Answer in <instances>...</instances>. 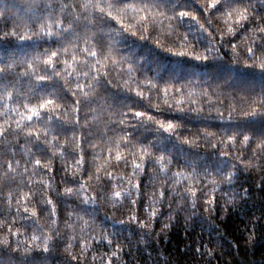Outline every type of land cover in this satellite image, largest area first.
<instances>
[{"label": "trees", "instance_id": "1", "mask_svg": "<svg viewBox=\"0 0 264 264\" xmlns=\"http://www.w3.org/2000/svg\"><path fill=\"white\" fill-rule=\"evenodd\" d=\"M43 2L44 4L51 3L55 14L60 15L59 6L62 0H43ZM69 2L71 3V0ZM160 2L167 7H171L173 4L183 5L180 10L193 12L197 15L200 23H204L207 27L204 15L201 14V6H206L210 0H160ZM242 2L243 6L249 8L251 16L256 17L257 21L264 22V0H242ZM0 11L5 13V18L0 19V66L10 63L13 57L18 60L19 55L22 54L35 56L42 49H54L58 46L52 40L20 42L11 36L4 37L5 33L12 30L16 19L34 24L37 17L42 14L40 12L35 15L31 12H22V0H0ZM212 12L209 13V16L213 28L216 29L214 36L218 42L220 35L226 32V27L219 13L212 15ZM28 17H31L30 22L27 20ZM67 19H71V17L68 16ZM160 19L162 17H157V20ZM127 22V18L121 19V23ZM108 23L110 28H103L102 32L98 30L96 33L98 36L102 35L105 45L110 42V32L120 27L116 21ZM245 27L248 25L246 24ZM34 30H38V25ZM168 32L169 28L165 23L162 29L163 34L159 30L154 31L149 28L148 34L151 39L140 40L127 35L123 39L118 38L115 47L121 55L128 56L136 62L135 66L138 69L136 75L141 81H144L145 78L155 79L163 88L171 82L173 76H178L181 79V83L175 85L176 87L186 84L187 79H194L195 85L188 87L184 94V106L187 107L191 100H196L206 110L211 107L213 116L219 109L224 114L222 121L219 118L199 121L193 115L184 117L182 113L167 110L163 100L158 99L155 95L150 100H140L134 93L119 90L115 84L107 87L103 96L107 105L116 106L117 112L121 110V105L138 101V106L134 110L146 111L165 122L172 120L180 123L179 137L173 138L171 141H164V143L168 152L175 157L170 171H183L188 174L191 170L186 168L185 161L207 162L209 157L216 160L215 153L229 150L225 133L237 127L236 123L245 127L246 125L240 117L243 112L251 111L247 97L240 96V88L244 84H249V87L254 88L258 94L259 90L264 87V75L243 67L230 69L231 72L238 74L239 80H226L206 74L203 71L207 67L206 65L197 64L196 61L188 57L181 58L164 50L172 48L174 52H202L205 47L206 34H201L198 31L195 21L187 20L179 27L176 35H168ZM186 33L189 44L184 46L180 38ZM89 35L92 33L89 32ZM157 40L160 44L159 47L156 43ZM230 42H236L238 47L244 44L240 33H237L235 37H224L223 47L220 50L223 60L219 63L224 64L225 67L227 64L234 63ZM243 55L244 53L241 52V56ZM77 59L83 60L84 57L78 55ZM239 63L242 64L243 61L240 60ZM125 67L127 66L125 65ZM24 70L23 64L12 63L8 78L15 80L18 78L16 74ZM188 75L195 76L187 77ZM120 83L122 84V81ZM18 88L20 95L17 99L23 100L25 103L35 94L52 98L48 95L50 92L59 93L58 83L53 86V82H49L42 90L33 93L27 87L26 78L21 80ZM205 90L209 93L208 97L201 95ZM189 91L193 92L192 96H188ZM146 95L148 94L146 93ZM66 100L67 104L57 109L60 118L74 120L76 115H80L82 125L86 120L91 126L89 131L92 133V139L86 146L81 145L85 149L82 157L83 172L75 164V160L81 159V157L67 154L77 149L78 141L74 139V135L82 140V132L74 134L70 129L61 130L55 140L49 136L51 143L39 145L34 140L29 142V138L23 132L16 137L9 136L7 139H0V164H6L10 160L19 162L16 173H8V176L15 175L16 182L20 186L17 188L13 185L11 189L6 187L7 177L4 176L6 169L0 167V188L4 190L3 195L0 196V221L8 217L9 205L6 201L9 191L15 193L22 189L24 192H28L31 189L36 193V196L32 197L31 203L27 205L29 213L23 212L22 205L20 215L30 216L31 211L35 210L37 224L45 234L52 231L49 215L45 211L46 207L50 208L51 206H46L40 201L50 198L55 205L56 216L54 218L57 220L56 228L60 235L51 241L50 252L35 253L39 257L36 264H100L99 260L94 261L92 257H99L105 253L111 255L116 251L117 246L121 251L118 258H114L113 264H264V161H254L253 163L258 166L246 167L233 160L231 163L237 165L236 169L233 170L231 167L227 169L229 172L235 171L232 182L230 184L221 183L217 177L218 189L213 192L209 186L208 195L215 196L212 206L214 210L205 211L206 205L198 191L197 209L194 217H192L191 209L181 210L187 206L181 204L178 197L176 198L177 202L166 198L163 202L153 204V200L159 199L158 192L166 186V180L163 173L159 172L158 164H146L144 173L138 174L131 181L132 184L140 183L141 193L140 199L133 206L126 199L117 201L112 197L116 191L123 194L128 189L127 181L132 174L133 162H141L140 157L143 153L140 151L138 142L142 141L145 146L149 142L155 143L157 134L138 129L132 141L134 148L117 147L116 145L122 139V134L118 131L120 126L116 125L115 129L109 132V128L113 124L114 113L109 112L107 107L101 109L96 105H93L91 109L84 108L81 113H75L71 107V97H66ZM105 100H101L99 103L104 104ZM208 100L211 101V105L206 102ZM33 102L35 103V101ZM157 104H159L160 111L156 110ZM233 105H235L236 111L233 112L230 121L228 113L233 111ZM20 111H24V109L20 108ZM204 115L208 116V111H205ZM177 117L180 119L179 121L176 120ZM9 123L15 127L14 121H9ZM0 126L7 127L3 120H0ZM155 127V124L150 125L152 129ZM249 128L254 129L258 137L264 136V124H252L249 125ZM32 131L40 133L42 136L45 128L37 122L33 124ZM205 131L213 133V135L204 137L202 133ZM104 134L108 135L107 141L101 139ZM185 138L188 141H197V146L189 147V144L183 143ZM212 144H216L217 148L213 149ZM92 145L95 147L93 148ZM236 147L239 148L240 145L237 144ZM181 148L184 151H180ZM38 149L41 150L38 151ZM150 150L157 157L161 154L155 149ZM118 152L122 157L128 158L127 167L118 165L115 160ZM249 154L248 151H245L246 156ZM167 158L166 156L165 159ZM36 159H40L45 168L52 169L50 175L54 179L49 180L48 175L35 166ZM65 168L78 176L86 172L87 176L92 177L91 180H88L87 176L84 179L87 187L86 195L94 198L95 204L81 205L80 198H72L73 202H69L70 198L56 195L57 192L62 193L66 187L72 186L70 176L62 170ZM33 172L35 174L30 176L29 173ZM109 173L114 178L123 176L124 180L109 181L107 179ZM97 177L102 179L98 180ZM154 191L157 193L156 196H153ZM169 205H171V209ZM12 211L15 212L14 202ZM151 211H156L157 215L152 217ZM132 215H135L138 221L144 222L146 227L141 228L137 222L131 221ZM66 221L73 224L72 229L65 228ZM22 223L27 227L29 222L22 221ZM165 224H168L169 227L164 228ZM33 231L37 230L24 231L22 229L24 235L19 238L23 241L29 238ZM37 234L39 233L37 232ZM84 234L88 237H95V241H93L91 249L82 254L77 242L73 241L71 237ZM5 235H9L11 239L6 230H0V240ZM107 237L112 238L111 245L107 243L106 239L100 243L96 242ZM69 244H72V247H69ZM3 248L4 246L0 245V249ZM16 255L13 254L10 257L8 251H0V259L4 264H20V261L15 258ZM73 256L78 259L74 260Z\"/></svg>", "mask_w": 264, "mask_h": 264}, {"label": "snow or ice", "instance_id": "2", "mask_svg": "<svg viewBox=\"0 0 264 264\" xmlns=\"http://www.w3.org/2000/svg\"><path fill=\"white\" fill-rule=\"evenodd\" d=\"M181 7L183 5L176 4L167 7L162 5L160 0H79V2L71 0V3L69 0H62L59 6L60 15H56L51 3L44 4L43 0H22V12H31L34 15L38 12L42 14L37 17L34 24L16 19L12 30L5 33L4 37L11 36L20 42L52 40L58 46L54 49H42L35 56L22 54L19 55L18 60L13 57L10 63L0 66V120H3L4 124L7 125V127L0 126V139H7L9 136L16 137L23 132L29 138V142L34 140L39 145L41 143H51L49 136L52 140H55L61 130L70 129L74 134L82 132V140L74 135V139L78 141V150L74 149L73 152L67 154H75L81 157V159L75 160V164L83 172L82 157L85 149L81 145L86 146L92 139V133L89 131L91 126L86 120L82 125L80 115H76L74 120H62L57 114V109L67 104L66 97H71V107L75 113H81L84 108L91 109L93 105L101 109L107 107L109 112L114 113L113 124L109 128V132L113 131L116 125L120 126L118 131L122 134V139L116 145L117 147L134 148L132 141L138 129L157 134V142L155 143L149 142L145 146L142 141L138 142L140 151L143 153L140 157L141 162H133L132 174L127 181L129 187L123 194L116 191L114 197H112L114 200L126 199L131 205L135 206L141 196L140 183L132 184V179L138 174L142 175L144 173L146 164H158L159 172L163 173L166 180V186L159 190V199L153 200V204L163 202L166 198L177 202L176 198L178 197L179 202L187 206L181 208V210L191 209L192 217H194L197 209V192L199 191L206 205L205 211H213L212 206L215 202V196L208 195L209 186H211L213 192L218 189L217 177L221 183L227 182L230 184L232 182L235 171L229 172L227 169L229 167L233 170L236 169L237 165L231 163L233 160L246 167H256L258 165L253 163L254 161H264V136L258 137L255 130L249 128V125L252 124H264V87L259 90L258 94L254 88L249 87V84H244L240 88V96L247 97V102L251 106V111L243 112L240 117L246 126L241 127L239 126L240 123H236L237 127L225 133L229 150L215 153L216 160L209 157L207 162L193 163L185 161L186 168L191 170L188 174L183 171H170L175 157L168 152L164 143V141H171L173 138L179 137L180 123L172 120L165 122L146 111L134 110L138 106V101L121 105V110L117 112L116 106L107 105L103 96V92L107 90V87L115 84V87L119 90L134 93L140 100H150L155 95L158 99L163 100L167 110L182 113L184 117L193 115L199 121H209L215 118L222 121L224 114L219 109L216 110L215 116H213L211 107L206 110L196 100H191L187 107L184 106V94L188 87L195 85L194 79H187L186 84L176 87L175 85L181 83V79L178 76H173L171 82L163 88L159 86L155 79L145 78L144 81H141L136 75L138 71L135 66L136 62L128 56L121 55L116 50L115 43L118 38L123 39L130 35L140 40H148L151 39L148 34L149 28L154 31L159 30L162 33L165 23L169 28L168 35H176L179 27L187 20L195 21L198 31L201 34H206L203 51L199 53L174 52L172 48H165V51L181 58L188 57L196 61L197 64L206 65L207 67L203 69L206 74L221 79L239 80L238 74L230 71V69L237 67L252 69L264 75V22L257 21L256 17L251 16L249 8L243 6L242 0H210L206 6L202 5L201 14L204 15L207 27L204 23H200L197 15L187 10H180ZM212 10H215V12H212ZM210 12H212V15L219 13L226 27V32L220 35L218 42L214 36L216 29L212 26ZM68 16L71 19H67ZM157 17H162V19L157 20ZM4 18L5 13L0 11V19ZM122 18H127L128 22L121 23ZM27 20L30 22L31 17H28ZM109 21H116L120 27L110 32V42L105 45L102 35L98 36L96 33L98 30L102 32L103 28H110ZM246 24L248 27H245ZM37 25L38 30H34ZM89 32L92 35H89ZM237 33L241 34L244 44L238 47L236 42H230L231 51L234 54L232 57L234 63L227 64V67H225L224 64L219 63L223 60L220 50L223 47L224 37H235ZM180 39L184 46L189 44L187 33ZM156 43L159 47L158 40ZM241 52L244 53L243 56H241ZM78 55H82L84 59L78 60ZM240 60L243 61L242 64L239 63ZM16 62L23 64L25 70L16 74L17 79L10 80L8 77L11 66L12 63ZM194 76L188 75L187 77ZM25 78L27 87L33 93L42 90L49 82H53V86L58 83L59 93L50 92L48 95L52 98L35 94L28 99L27 103L18 100L17 97L20 95L18 85ZM201 83L204 82L201 81ZM208 87H211V85H208ZM187 94L192 96L193 92L189 91ZM201 95L208 97L209 93L205 90ZM101 100H105V103L100 104ZM206 102L211 105L210 100ZM20 108H23L24 111H20ZM156 110L160 111L159 104L156 105ZM205 111H208V116L204 115ZM234 111H236L235 105H233V111L228 113L230 121ZM16 117H19V119H16ZM176 120L179 121L180 119L177 117ZM9 121H14L15 127ZM37 122L45 128L42 136L40 133H33L32 131L33 124ZM151 124H155L156 127L154 129L150 128ZM165 133L167 135H164ZM202 135L209 137L213 133L205 131ZM101 139L107 141L108 135H102ZM183 143L189 144V147L197 146V141H188L187 138ZM237 144L240 145L239 148L236 147ZM92 147L94 148L95 145H92ZM211 147L216 149L217 145L212 144ZM150 149H155L161 154L157 157ZM40 150L38 149V151ZM180 151H184V149L181 148ZM245 151L250 154L246 156ZM166 156L167 159H165ZM115 160L121 167H127L129 164L128 158L122 157L119 152L116 154ZM18 165V161L11 160L6 164H0V167L6 169L4 173V176L7 177L5 186L10 189L13 185L17 188L20 187L16 182L15 175L8 176V173H16ZM35 166L44 171L49 180L54 179L50 175L52 169L50 167L45 168L40 159L35 160ZM62 170L70 176L72 186L66 187L62 193L57 192L56 195L70 198L69 202H73L72 198H80L81 205L95 204V199L86 195L87 187L84 177L87 176V173L84 172L83 175L78 176L67 168ZM25 171H28L27 168ZM33 174L35 172L29 173L30 176ZM87 179L91 180L92 177L87 176ZM97 179L102 178L97 177ZM107 179L109 181L113 179L123 181L124 177L114 178L109 173ZM185 182L187 183L185 184ZM3 191V188H0V196L3 195ZM156 195L157 193L154 191L153 196ZM35 196L36 193L31 189L28 192H24L22 189L15 193L9 191L6 201L9 205L8 217L0 221V230H6L11 236L10 239L9 235H5L0 240V245L4 246L0 251H8L10 257L17 254L15 258L20 261V264H36L39 257L35 253L50 252L51 241L54 237L60 235L59 230L56 228L57 220L54 218L56 216L55 205L50 198L46 201H40L46 206H51L45 208L52 225V231L48 234H45L37 224L35 210L31 211L30 216L20 215L22 205L23 212L29 213L27 205L31 203L32 197ZM13 202L15 203V212L12 211ZM169 208L171 209V205H169ZM150 214L152 217L157 215L156 211H151ZM22 221L29 222L27 227ZM131 221L137 222L141 228L146 227L145 223L138 221L135 215H132ZM168 227V224L164 225V228ZM65 228L72 229L73 224L66 221ZM22 229L24 231L36 229L37 231H33L29 238L22 241L19 238L24 235ZM71 239L77 242L82 254L88 252L93 241H95V237H88L86 234L73 235ZM104 239L107 240L109 245L112 244L111 237L102 238L101 241L96 242H103ZM68 246L72 247V244ZM120 251L121 249L117 246L116 251L112 252L111 255L105 253L99 257L93 256L92 259L94 261L99 260L100 264H113L114 258H118ZM73 259L78 258L73 256ZM0 264H4L2 259H0Z\"/></svg>", "mask_w": 264, "mask_h": 264}]
</instances>
